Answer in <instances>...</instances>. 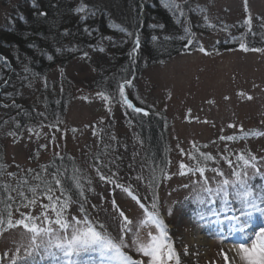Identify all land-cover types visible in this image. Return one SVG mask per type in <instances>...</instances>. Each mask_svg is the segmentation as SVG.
I'll return each instance as SVG.
<instances>
[{
	"label": "rangeland",
	"instance_id": "obj_1",
	"mask_svg": "<svg viewBox=\"0 0 264 264\" xmlns=\"http://www.w3.org/2000/svg\"><path fill=\"white\" fill-rule=\"evenodd\" d=\"M27 1L30 2L0 0V28L11 20L16 8ZM95 2L105 9L106 6H113L109 0ZM176 3L189 7L184 12L185 24L189 26L192 36L189 37L187 49L168 60L152 64V59L140 49L142 55L137 64L134 62L130 52L135 49L132 44L136 38L139 37V42L142 41L144 45L149 37H156L152 33L158 28L154 27L156 23L152 19L146 20L148 9H145L143 22H140L142 20L139 17L142 15L136 12L133 4L127 2L129 7H118L115 10L117 15L111 16L109 7L105 11L112 18V23L124 27L119 33L94 34V41L88 50L72 46L80 50L79 54H75V58L69 62L56 64L43 76L40 73L36 77L34 74L26 75L24 67H20L19 73L22 75L16 77L17 88L12 94L20 96L17 103L19 110H16L19 115L16 111L11 115L6 110L0 112V146L5 166L3 184L16 186L21 178H27L32 184L33 177L42 172L59 153L67 157L72 166L74 164L81 170L83 179L92 181L90 187L95 189L90 192L92 204H102L103 208L109 209L108 213L101 210V218L114 215L110 204L114 196L126 213L135 219L141 214L135 202L119 188L100 181L91 167L96 162L99 149L114 150L112 156L115 159L101 165L105 175L111 178V174L116 173L119 183L133 186V190L140 196L151 195L148 183L153 177L156 178L157 183L153 187L159 194L161 216L181 264H225L221 250L227 253L231 264L234 256L232 246L240 242L239 234L230 235L221 243V232H228L227 222L218 226L215 217L209 212H205V218L201 220V209L185 199L192 189H185L182 185L191 184L193 179L199 177L178 175L181 161L189 165L193 163L187 156L180 154V148L186 153L194 151L192 145L195 143L200 151L216 158L215 164L207 162L208 168L218 167L226 177H231L232 169L221 159V155L232 159L235 162L233 167L237 164L242 167V163L236 159L238 154L244 153L249 159L255 155L258 167L264 172V135L239 138L243 135L240 132L241 126L245 133H264V52H245L240 47L227 52H219L217 49V43L221 40L243 38L242 42L246 43L251 39L248 32L241 30L249 14L252 24L248 27H259L255 38H264V0H248L247 11L244 0H176ZM191 4L194 7L190 8ZM196 9L201 13L199 29L193 27L197 22L190 17V13ZM204 23L208 24V28L201 30ZM89 29L94 33L97 27L93 24ZM201 46L205 52L199 50ZM116 60L120 63L116 66L119 72L122 71L124 61L127 65L132 62L137 65L131 85L125 86L128 97L135 100L137 107L149 109L155 119L165 122L169 165L164 175L163 171L154 172L144 164L141 136L137 128L139 125L129 115L130 109L116 103L108 105L97 95L101 91L97 88L103 84L99 80L102 72L103 78L111 76L113 81L116 80V74L112 72L116 68ZM123 72L124 76L128 70ZM105 73L110 75L107 77ZM240 92L251 95L253 99L241 97ZM209 100L215 103L210 104ZM16 102L13 100L12 104ZM109 107L111 112L108 111ZM230 124L237 127L230 128ZM9 132L16 133V136H9ZM221 136H234L237 139L222 141L219 139ZM43 145H47V148ZM117 155H122L119 156L120 160ZM121 159L126 160L124 165H120ZM29 169L32 171H27ZM247 171L253 175L252 169ZM7 173L16 174V178L9 177ZM167 175L171 179H166ZM206 175L211 179L215 174L209 170ZM137 176L143 179L137 180ZM250 182L257 191L264 186V179L259 176ZM73 196L77 198L75 194ZM169 207L172 208L170 216L166 214ZM215 207L221 208L222 204L218 201ZM36 210L38 212L39 208ZM220 218L223 219L224 214ZM261 227H264V217L257 216L249 232L259 231ZM112 228H115L114 222ZM21 232L22 229L18 228L6 233V238L0 239V254L17 246L15 242L20 240ZM200 236H205L208 241L206 246L199 243Z\"/></svg>",
	"mask_w": 264,
	"mask_h": 264
},
{
	"label": "snow or ice",
	"instance_id": "obj_2",
	"mask_svg": "<svg viewBox=\"0 0 264 264\" xmlns=\"http://www.w3.org/2000/svg\"><path fill=\"white\" fill-rule=\"evenodd\" d=\"M244 5L247 11L248 0H244ZM165 7L179 12L181 16L184 14L176 0H169ZM85 10L83 5L78 9L80 12ZM245 23L251 26V14ZM242 40L243 38L240 48L243 51L264 52L261 48L250 49ZM136 47L137 49L139 47V37L136 38ZM199 50L206 51L203 46ZM126 85L130 86L131 80L119 83L118 91L114 95L104 91L98 92L97 95L108 105L120 104L130 109L132 113L148 116V111L137 107L129 99L125 91ZM239 95L247 100L253 99L244 92H240ZM208 103L213 104L215 101L209 100ZM108 111L111 112L110 107ZM228 127L237 126L230 124ZM240 132L243 133L240 139L264 135L259 132L245 133L242 126ZM8 135L15 137L16 133L9 132ZM219 139L235 140L237 137L221 136ZM43 147L47 148V145ZM177 147L179 148V145ZM192 148L194 151L187 153L180 148V154L187 156L193 163L189 165L181 161L178 175L190 174L199 177L193 179L191 184L182 185L185 189L189 187L192 189L185 199L201 209L199 213L201 220L205 218V212H209L215 217L218 226H223L227 222L228 232H221V243L230 235L239 234L240 242L232 246L234 256L231 264H264V227L259 231L249 232L254 219L257 216L264 217V186L257 191L250 182L256 176L264 179V172L258 167L257 157L251 155L249 159L244 153H240L236 159L242 163V167L240 164L233 167L235 162L228 156L221 155V159L232 169L231 177H226L220 168H208L207 162L211 161L213 164L217 162L212 154L200 151L195 143ZM56 160L63 161L64 157L57 153ZM56 160L50 165L52 171H49V166H45L42 169L43 175L37 173L33 177L39 181L38 184H30L27 178H21L16 186L8 183L0 185V205H3V210H0V239L6 238V233L22 229L20 240L15 242L17 246L0 254V264H181L180 256L173 247L161 216L159 194L153 187V184L157 183L155 177L148 183L151 195L140 196L133 190V186L119 183L116 173H112L111 178L105 175L97 158L91 167L94 168L99 180L119 188L141 210L139 217L131 218L113 196L110 204L111 213L114 215L101 218V210L108 213L109 209L103 208L102 204H92L88 199L86 192L95 191L90 187L92 181L87 180L86 187L81 182L82 174L79 168L73 164L69 172L68 168L57 166ZM249 168L253 170V175H249L247 171ZM3 170L4 166L0 164V174ZM209 170L215 174L211 179L206 175ZM7 175L16 178L14 173ZM216 177L220 179L217 180ZM165 178L171 179V176L167 175ZM65 179L72 182L71 186L76 189L77 199H73L71 186L65 183ZM136 179L143 178L137 176ZM218 201L222 204L221 208L215 207ZM166 214L172 215L171 207ZM221 214H224L223 219L220 218ZM221 254L225 264H229L227 253L221 250Z\"/></svg>",
	"mask_w": 264,
	"mask_h": 264
},
{
	"label": "trees",
	"instance_id": "obj_3",
	"mask_svg": "<svg viewBox=\"0 0 264 264\" xmlns=\"http://www.w3.org/2000/svg\"><path fill=\"white\" fill-rule=\"evenodd\" d=\"M109 2H113V6H106V9L109 7L111 16L114 14L117 15L115 10L118 7L122 5L126 8L129 7L127 5V2H129L133 4L136 12L142 15V17H139L141 20L146 14L145 9H148L146 20L152 19L156 23L154 27L158 29L152 33L155 34L156 37H149L144 45L141 41V46L138 49L135 43L132 44L135 49L130 53H132L131 57L136 64L142 53H145L151 58L152 64H155L180 55L187 49L190 43L189 37L192 35L189 31H186V29L189 30V26L187 27L185 24V14L181 16L179 12L165 7V4L169 3V0H151L149 2H147V0H109ZM26 3H29V5ZM82 5H84L86 9L84 12L78 11L79 6L81 7ZM191 6L193 5L191 4L190 8ZM187 7L188 5L186 4L181 5L183 13L188 11L189 7ZM87 9H89V11ZM106 9L96 4L95 0H30V2L27 1L25 4L17 7L11 16V20L0 28V112L6 110L8 115H11L12 112L13 114L16 113L19 115V111L16 110H19L17 103L20 100V96L12 94L17 88L15 87L16 77L22 75L19 73L21 66L24 67L26 75L34 74L35 76L40 73L41 76H43L42 74L53 69L56 64H63V62L66 61L69 62L75 58V54H79L80 50L72 46H81V48H86L88 50L94 41V34L119 33L120 29L124 27L112 23L113 21L112 18L109 17L110 15H107V12L105 14ZM121 12L125 14V11L122 10ZM197 12L199 14H197ZM200 14V10L198 9H196L194 13H190V17L193 21L196 20L195 22H197L193 25L195 29H199V22L202 23ZM120 17L121 16H118V18ZM140 22H143V20ZM93 24L97 27L94 33L92 29H89V26ZM205 24L206 23H204V26H201V30L206 27L208 28V24ZM161 25L162 27H160ZM195 29L194 31H198ZM241 30L248 32V37L251 38L245 43L250 49H264V38H255L258 34L257 30H260L259 27L249 30L248 25L242 23ZM240 42L241 39L233 37L227 41L221 40L217 43V49L219 52L234 50L240 47ZM140 49L144 51L142 52ZM116 61L114 64L115 67L120 64L119 60ZM123 63V67H121L122 71H118L119 67H116L112 71L116 74L115 81L111 79V76L108 77L110 74L107 73H105V75H107L108 78H103L102 72L99 80L103 84L99 85V88H97L98 90L114 95L118 91L119 83H122L123 80L133 79L134 73L137 72V65H134L133 62L127 65L126 61ZM130 65H132V67ZM124 70H128V73L123 76ZM117 72H119V74H117ZM121 79L123 80L120 82ZM117 82L119 83L117 84ZM13 100L17 102L12 104ZM14 111L16 112L14 113ZM129 115L133 122L139 125L137 128L141 136L140 147H142L141 153L144 164L146 163L153 170L159 167L158 171H163L164 175L169 165V157L167 154L169 144L168 136L164 130V127H166L165 122L162 119H155L152 113L148 116H143L141 114L129 112ZM23 125L24 122L21 123V126ZM114 153V150L111 152L109 149H99L96 160L98 158L101 165L106 164L108 161L112 162L115 159V157L112 156ZM117 156L118 160H120L121 157L119 156L122 155ZM120 162H122L120 165H124L126 160L121 159ZM51 163L48 165L49 171H52L50 167ZM0 164L4 166L1 146ZM56 164L61 168H68L69 172H71L73 167L67 157H64L63 161L56 160ZM40 173L43 175L42 172ZM4 180L5 169L3 173L0 174V185H3ZM81 182L88 187L86 179L82 178ZM38 183L39 181L33 180L32 184L35 185ZM65 183L70 186L72 184L69 179H65ZM75 192L76 189L74 186H71V193L75 194ZM86 195L92 203L90 192H86ZM73 199L77 198L73 196ZM0 210H3V205H0Z\"/></svg>",
	"mask_w": 264,
	"mask_h": 264
},
{
	"label": "bare ground",
	"instance_id": "obj_4",
	"mask_svg": "<svg viewBox=\"0 0 264 264\" xmlns=\"http://www.w3.org/2000/svg\"><path fill=\"white\" fill-rule=\"evenodd\" d=\"M159 170V167H157V168H155L154 169V172H157ZM205 236H200L198 239H199V243L201 244V245H204V246H206V244H207V240H205V238H204Z\"/></svg>",
	"mask_w": 264,
	"mask_h": 264
}]
</instances>
